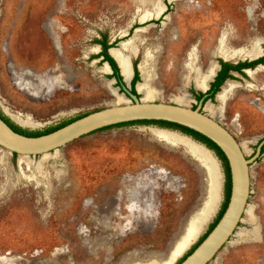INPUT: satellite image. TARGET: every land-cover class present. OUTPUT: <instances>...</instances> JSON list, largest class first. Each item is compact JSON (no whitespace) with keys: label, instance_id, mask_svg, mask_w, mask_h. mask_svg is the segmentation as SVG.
Wrapping results in <instances>:
<instances>
[{"label":"rangeland","instance_id":"374dc122","mask_svg":"<svg viewBox=\"0 0 264 264\" xmlns=\"http://www.w3.org/2000/svg\"><path fill=\"white\" fill-rule=\"evenodd\" d=\"M160 2L163 7L164 0ZM169 3L173 10L180 8L176 11L182 19L173 24L180 25L183 42L188 35H202L203 27L213 35L219 27L229 26L236 35L233 45L249 44L242 51L251 53L264 43V0ZM152 5L153 0H0V108L17 116L20 124L28 121L22 124L25 128L46 131L118 102L111 70L95 56L96 41L104 35L113 41L125 34L139 13L142 18L146 9L155 12ZM172 17L176 19L174 13ZM136 30L133 38H120L130 39L122 44H135L133 50L123 52L129 59L141 63L148 53L159 55V44L165 46L158 62L154 61L157 76L152 87L158 96L151 100L170 102L186 94L173 88L178 75L173 64L184 48L182 42L157 41L154 47L143 42L145 38L156 42V27ZM231 48L227 41L224 53L237 56L238 50ZM257 77L264 87V69ZM255 95L240 90L222 119L247 157L255 154L264 138V99ZM234 113L240 114L233 120L237 123L231 120ZM157 128L125 124L97 130L32 158L2 150L0 264H127L167 258L189 220L203 208L208 176L185 147L156 137L152 131ZM260 154L251 163V195L243 222L209 264H264V153ZM220 166L222 195L216 209L175 264L201 242L221 210L225 175ZM134 175L138 176L128 185L131 213L151 215L155 202L160 212L157 220L134 222L137 217L132 215L117 223L102 216L94 204ZM155 175L153 194L140 198L138 192L150 187ZM130 226L134 229L125 231ZM119 231L127 235L118 236Z\"/></svg>","mask_w":264,"mask_h":264},{"label":"flooded vegetation","instance_id":"af4514ba","mask_svg":"<svg viewBox=\"0 0 264 264\" xmlns=\"http://www.w3.org/2000/svg\"><path fill=\"white\" fill-rule=\"evenodd\" d=\"M169 2L170 0H164L162 11H160L159 15H156L155 17H151V18L145 19L144 21H141L140 20L141 18H139V15L142 12L139 13L136 16V18L134 17L133 22L127 28L125 34L122 33L118 37H116L113 41H108L109 44H112L110 48L122 49L123 46L121 44L122 42H124V40H120V38L128 36L131 39L133 38L134 36L133 34L136 29L140 31L141 29H144V27H147V26L150 28L156 27L158 34H156L157 36L155 35V37H153L155 38L156 42H148V39H151V38H145V41L143 43H150L152 46L155 47L156 45L159 44L157 43V41L166 43V41L170 39V40H179L180 42H182L184 48L181 49L180 51L181 53H179L178 61L175 64H173V67H175V69H177V72H178L177 81L173 88L178 94L186 93L188 97L190 98L189 103L184 104V105L190 106L192 108H197L201 104V108H200L201 111L209 114L211 117L215 118L222 125L228 128L226 124L222 122V119L226 118V115H227L226 112L228 110L229 103L238 95L240 90L255 91L258 94L254 96L255 99L257 100L264 99V87L262 86V80L257 77V74L260 71H262V68L264 67V43H259L262 53L259 54L258 56L251 57V56H242V55L240 56L239 55V56L225 57L218 50L220 39L223 35H225L228 43L230 44V46H232L231 48L232 51L240 50L241 48L247 47L249 45V44H243L239 46L233 45L231 40L232 38H236V35H234V32L231 30L229 26H225L224 28L219 27V30H217V32H215V34L213 35H212L213 32L210 31V29H208L207 27H203L202 32L204 33H202V35H199L198 33L193 34V35L192 34L188 35V38H186L185 42H183L184 36L181 31L180 25L173 24V23H178L179 20L182 19V18L179 19L181 12L176 11L180 8L176 7L175 10H173L174 7L172 5H169L170 4ZM204 12L208 14L211 12V10L205 9ZM173 13L176 19L172 17ZM130 39H127L125 41H128ZM96 43L98 44L97 47L99 48V51L95 56H97L96 58H101L104 62L107 63L109 69L111 70L109 77L111 79H115L114 80V83L116 84L115 87L120 88L119 92L121 93L124 92L123 86H126L133 92V80L136 76V70L138 71L140 79L135 83V89L137 92V84L140 83L141 79L143 80L139 61L137 60L133 61L132 60L133 58L130 59L132 76L131 78H128L129 80L127 81L125 80L124 73H122L123 71H122V68L119 62L113 56V54H111L110 48H108L110 55L116 60L118 64L119 73L122 76V79H120L118 75L115 74L109 61L105 60L104 55L101 54L103 51L102 43L97 42V41ZM159 46L160 48L156 49V52L158 51L159 55L156 56L155 54V57H154L156 58L155 59L156 63L158 62L157 59H159L162 56V54L165 52V46L164 45L162 46L160 44ZM57 47L60 49V43H59V46ZM161 52L162 54H160ZM191 61L197 68L200 69V72L203 75V79H202L204 83L203 86H200L197 84L196 74L190 68ZM155 64H154V68L156 69ZM183 72H184V75L182 76ZM251 72H255L254 76L250 75ZM110 75H113V76L111 77ZM156 76L157 74L155 70V78ZM182 78L184 80V84H183ZM253 81H255V83ZM230 84H232L234 88L231 91V93L226 96L224 102L221 104L219 101V96L223 92V90ZM178 94H172V95L177 96ZM208 104L215 108L222 107L223 111L218 113L217 115H212L210 114V111L207 109ZM1 111L4 115H6L7 117L11 119V117L8 114H6L3 111V109H1ZM234 115L235 117L231 118V120L233 123H237V122H234L233 120H235L236 118L238 120L240 117V114L234 113ZM12 121L16 123L14 120ZM16 124L19 125L18 123ZM154 125H157V124H154ZM157 126H160V125H157ZM160 127L173 129L171 127H166V126H160ZM22 128L27 129L25 127H22ZM173 130H178V129H173ZM233 134L235 135V133ZM259 146H261L259 154L261 153L260 155H262L264 153V138L260 141V144L258 145V147ZM258 147H257V151H258ZM257 151L255 152L253 156L257 154ZM14 156L17 157L18 155L14 154ZM247 158H250V157H247ZM223 168H224V175H225V181H224V200H225L227 175H226V170H225L224 165H223ZM150 172L153 173L154 171L152 170ZM139 174H142V173H139ZM138 175L132 176L129 179L130 181L128 183H122L123 187L121 188L118 185H116V187L114 188L113 194H111L108 198L102 200L100 203H95L94 206H96L97 211L102 216L105 215L108 217L109 220H112V222H117V223H119V221H124L125 219L129 220V218L132 217V215L137 217V219L134 222L136 221L151 222L153 220H157L160 212L156 209L157 204L155 202H154V212L151 215L141 214L138 216L136 213L132 214L129 209L130 195L128 193V185L133 180V178ZM158 178H162V177L158 176ZM155 183H157V175L153 177V183L150 187H145L144 189L138 192L139 197L142 199H147L148 196L150 195V192H152L153 194V187L155 186ZM154 201H155V198H154ZM92 202H94V200H92ZM133 229H134V226H130L125 231H130V230L132 231ZM126 235L127 233H123L120 231L118 233V236H126Z\"/></svg>","mask_w":264,"mask_h":264},{"label":"water","instance_id":"95a60500","mask_svg":"<svg viewBox=\"0 0 264 264\" xmlns=\"http://www.w3.org/2000/svg\"><path fill=\"white\" fill-rule=\"evenodd\" d=\"M112 49L114 48H110V52ZM125 80L129 79L125 76ZM116 89L117 95L124 96L126 101L116 102L111 106L90 112L61 128L39 136H28L17 132L0 116V148L12 154L17 153L19 157L23 155L32 158L51 153L103 127L135 120H165L200 132L213 140L225 153L231 171V194L228 205L217 224L179 264H209L235 235L240 223L243 222L251 195L250 167L258 156L261 146L258 147L255 156L247 158L236 136L215 118L201 111V104L197 108H192L175 101L145 100L138 89V84L137 94L126 86H123V93L119 92L120 88ZM3 111L6 113L4 109ZM11 119L18 123L12 117ZM18 124L24 127V125ZM159 129L177 132L190 138L210 152L219 165L222 163L216 152L205 143L188 134L178 132V130L161 127Z\"/></svg>","mask_w":264,"mask_h":264},{"label":"bare ground","instance_id":"6f19581e","mask_svg":"<svg viewBox=\"0 0 264 264\" xmlns=\"http://www.w3.org/2000/svg\"><path fill=\"white\" fill-rule=\"evenodd\" d=\"M161 2H160V0H153L152 8H155V12H153L154 9H151V10L146 9V13L142 15L141 19L145 20L146 18H149L150 16H152L153 13H154L153 15H155V16L159 15L160 11H162V8H163ZM226 43H227V40H225L224 37H221L218 50L220 52H223L222 54H224L225 57H229L232 55L229 53H227V54L224 53V46L226 45ZM121 45L123 46V48L121 46L122 49L114 48L111 50V53L119 62L124 75L127 78H131V76H132V70H131V66H130V59L131 58L129 59V56L123 52H124V50H128V51L133 50L135 44L131 43V42H127V43H123ZM261 53H262L261 47L258 44L257 49H254L251 53L248 50H244V51L238 50L235 55H237V56H239V55L240 56L241 55L242 56H245V55L254 56V55L261 54ZM154 57L155 56H153L151 53H148L144 56L143 61L140 63V70L142 73L143 80H142V82H140L138 84V89L142 93L143 98L145 100H151V99H154L158 96V92L152 87L153 81L155 78V70H156L154 68V61L156 58H154ZM190 68L196 74L197 84L200 86H203V84H204L203 80H202L203 75L201 74L200 69L197 68L192 63V61H191V67ZM263 69H264V67L262 68V70ZM254 73L255 72H251L250 75L253 76ZM233 88H234V86L232 84H230L223 90V92L219 96V101L221 104L224 102L226 96L231 93ZM116 94H117V92H116ZM189 99L190 98L188 97V95L184 94L182 96L175 97L173 100L178 102V103H181V104H187L189 102ZM117 101L118 102H124V101H126V99L124 98V96L121 97V96L117 95ZM207 109L210 111V114H212V115H217L218 113L223 111L222 107L215 108L209 104L207 106ZM9 114L11 115V117L13 119H15L17 122L20 123L17 116L11 114L10 112H9ZM21 124H28V121H24ZM152 132L156 137H158V138H160L166 142L182 145L195 157V159L196 158L198 159V161L206 169V172H207L208 196L206 198V201L203 204V208L201 209V211H199L187 223V225L184 229L183 235L176 241L174 247L172 248V250L168 254L167 258H165L163 260L153 259L151 261H148L149 259H147L144 262H141V261L138 262L137 261V262H130L127 264H173L176 261V259L180 256L182 251L187 247V245L191 241H193L196 238V236H198V234L202 231L203 227H205L206 222L212 216V213L216 209L215 207H216V204H218L217 202L219 200V197H221V195H222V179H221V176H223V174H222L221 168H219L220 167L219 163L216 161V159L212 156V154L210 152H208L201 145L192 141L190 138L182 136L178 133L171 132V131L164 130V129H159V128L153 129ZM2 150L3 149L0 148V152ZM21 161H22V159H21Z\"/></svg>","mask_w":264,"mask_h":264},{"label":"trees","instance_id":"16d2710c","mask_svg":"<svg viewBox=\"0 0 264 264\" xmlns=\"http://www.w3.org/2000/svg\"><path fill=\"white\" fill-rule=\"evenodd\" d=\"M97 42L102 43L103 51H102L101 54L104 55L105 60L109 61V63L111 65L112 69L114 70L115 74H117L118 77L120 79H122V76L119 73L118 64H117L116 60L110 55V53L108 51V48H110L112 46V44L108 43L107 35H104L103 39H97ZM110 76L112 77L113 75H110ZM139 79H140L139 73L136 70V76H135V78L133 80V92L134 93H137L136 89H135V83ZM84 115H86V114H83L81 116L73 118V119H71L69 121H66V122L60 124V125L54 126V127L50 128L49 130H46V131H34V130H28V129H24V128L20 127L19 125L14 123L9 117L4 115L2 113V111H1V109H0V116L7 123H9V125H11L14 128V130H16L17 132H20L22 134L28 135V136H39V135H42V134H46V133L52 132V131H54V130H56L58 128H61V127L65 126V125H67L68 123H70V122H72V121L76 120L77 118H80V117H82ZM125 124H157V125H160V126H166V127H171L173 129H178V130L184 132L185 134H188V135L194 137L196 140H199V141L205 143L209 148L213 149L216 152V154L219 156V158L222 160L223 165H224L225 170H226V175H227L225 200H224V202L222 204L221 210H220L217 218L214 220L213 223H211L207 233L202 236V238H201V241H202L206 237V235L217 224V222L219 221V219L223 215V213H224V211H225V209H226V207L228 205L229 199H230V194H231V171H230L229 162H228V159H227L225 153L223 152V150L213 140H211L207 136L201 134L200 132L195 131V130H193L191 128H188L186 126H183V125H180V124H177V123H174V122H170V121H165V120H135V121L122 122V123L106 126V127H103V128H101L99 130H103V129H107V128L115 127V126H121V125H125ZM14 154L17 155V153H14ZM197 245L198 244L193 246L192 249H190L188 253H191ZM186 256H184L177 264H179Z\"/></svg>","mask_w":264,"mask_h":264}]
</instances>
